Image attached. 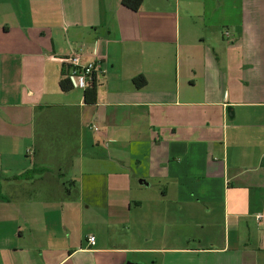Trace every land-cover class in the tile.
<instances>
[{"label":"crops","instance_id":"crops-1","mask_svg":"<svg viewBox=\"0 0 264 264\" xmlns=\"http://www.w3.org/2000/svg\"><path fill=\"white\" fill-rule=\"evenodd\" d=\"M0 182V264H264V0H0Z\"/></svg>","mask_w":264,"mask_h":264},{"label":"built area","instance_id":"built-area-1","mask_svg":"<svg viewBox=\"0 0 264 264\" xmlns=\"http://www.w3.org/2000/svg\"><path fill=\"white\" fill-rule=\"evenodd\" d=\"M84 52L82 50L75 52L67 56L64 61L68 65L66 72V78L69 80L71 86L75 89H80L85 91L96 73L101 71V65L98 61H89L83 63ZM98 131V128H95ZM95 237H90V244L95 243Z\"/></svg>","mask_w":264,"mask_h":264},{"label":"trees","instance_id":"trees-1","mask_svg":"<svg viewBox=\"0 0 264 264\" xmlns=\"http://www.w3.org/2000/svg\"><path fill=\"white\" fill-rule=\"evenodd\" d=\"M144 1L145 0H122V4L133 11H138L142 7ZM136 82L138 88H143L146 85V80L143 77L136 79ZM60 86L62 91L65 92L73 89L68 79L63 80ZM84 97H85V102L87 104H94L97 102V85L94 80L91 81L88 88L84 91ZM41 171L43 172L45 170L40 168H34L24 173L23 175L17 176V179L18 180L27 179L29 176L32 177L37 173H41ZM0 189H1V182H0ZM0 200H2L1 194H0Z\"/></svg>","mask_w":264,"mask_h":264},{"label":"rangeland","instance_id":"rangeland-1","mask_svg":"<svg viewBox=\"0 0 264 264\" xmlns=\"http://www.w3.org/2000/svg\"><path fill=\"white\" fill-rule=\"evenodd\" d=\"M30 160H32V161H34V159L33 158H29ZM0 194H3V191H2V189H0Z\"/></svg>","mask_w":264,"mask_h":264}]
</instances>
